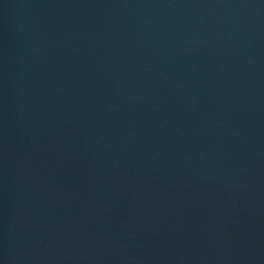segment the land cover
<instances>
[{
    "label": "water",
    "instance_id": "95a60500",
    "mask_svg": "<svg viewBox=\"0 0 264 264\" xmlns=\"http://www.w3.org/2000/svg\"><path fill=\"white\" fill-rule=\"evenodd\" d=\"M0 264H264V0H0Z\"/></svg>",
    "mask_w": 264,
    "mask_h": 264
}]
</instances>
